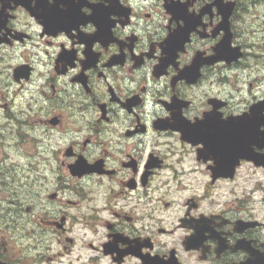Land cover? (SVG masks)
<instances>
[{
  "label": "flooded vegetation",
  "instance_id": "1",
  "mask_svg": "<svg viewBox=\"0 0 264 264\" xmlns=\"http://www.w3.org/2000/svg\"><path fill=\"white\" fill-rule=\"evenodd\" d=\"M262 57L264 0H0V264H264Z\"/></svg>",
  "mask_w": 264,
  "mask_h": 264
},
{
  "label": "rangeland",
  "instance_id": "2",
  "mask_svg": "<svg viewBox=\"0 0 264 264\" xmlns=\"http://www.w3.org/2000/svg\"><path fill=\"white\" fill-rule=\"evenodd\" d=\"M261 62L264 63V57L261 58ZM260 74H264V64L258 70V76ZM262 77L263 76L261 75L259 78H261L262 80H264ZM261 89H262V93H264V82L262 84ZM78 236H80L79 233L77 234V237ZM82 241L83 240L81 238H79V242L76 245V248L73 250V252L77 254V257L80 256V260L75 261V258H74L75 255L73 254V256H71L72 264H95L92 261H90L91 260L90 258H94L93 255L96 256L97 254L95 255V253H90V251H88L87 249H84L83 248L84 246L82 244Z\"/></svg>",
  "mask_w": 264,
  "mask_h": 264
},
{
  "label": "snow or ice",
  "instance_id": "3",
  "mask_svg": "<svg viewBox=\"0 0 264 264\" xmlns=\"http://www.w3.org/2000/svg\"><path fill=\"white\" fill-rule=\"evenodd\" d=\"M258 131H259V133L264 134V128H260V127H258ZM200 143H201V146H202V147H207V141H206V140H204V141H202V142H200Z\"/></svg>",
  "mask_w": 264,
  "mask_h": 264
}]
</instances>
